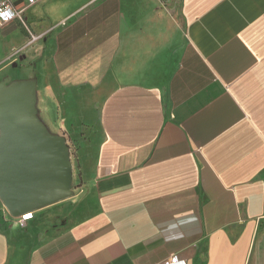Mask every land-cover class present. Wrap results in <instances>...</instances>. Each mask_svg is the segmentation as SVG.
Listing matches in <instances>:
<instances>
[{
    "label": "crops",
    "instance_id": "obj_1",
    "mask_svg": "<svg viewBox=\"0 0 264 264\" xmlns=\"http://www.w3.org/2000/svg\"><path fill=\"white\" fill-rule=\"evenodd\" d=\"M25 17L42 37L0 66L1 93L30 88L27 123L73 140L78 168L23 225L3 213L0 264H264V0H39ZM26 40L1 27L0 58Z\"/></svg>",
    "mask_w": 264,
    "mask_h": 264
},
{
    "label": "water",
    "instance_id": "obj_2",
    "mask_svg": "<svg viewBox=\"0 0 264 264\" xmlns=\"http://www.w3.org/2000/svg\"><path fill=\"white\" fill-rule=\"evenodd\" d=\"M17 93L0 90V199L14 216L65 197L69 179L60 138L27 123L30 88Z\"/></svg>",
    "mask_w": 264,
    "mask_h": 264
},
{
    "label": "built area",
    "instance_id": "obj_3",
    "mask_svg": "<svg viewBox=\"0 0 264 264\" xmlns=\"http://www.w3.org/2000/svg\"><path fill=\"white\" fill-rule=\"evenodd\" d=\"M38 1L39 0H0V28L12 21H15L25 30L27 34V40L23 47L14 48L13 50H11L9 56L12 62L20 58L19 55L22 53L23 48L32 46L36 41H38L42 37L41 33L38 34L31 29L25 17V11L27 10V8L34 5ZM30 214L31 212H28L17 216L18 223L20 225H23L24 220ZM175 263L184 264V261L178 259V256L176 254H173L163 264Z\"/></svg>",
    "mask_w": 264,
    "mask_h": 264
},
{
    "label": "rangeland",
    "instance_id": "obj_4",
    "mask_svg": "<svg viewBox=\"0 0 264 264\" xmlns=\"http://www.w3.org/2000/svg\"><path fill=\"white\" fill-rule=\"evenodd\" d=\"M4 38L5 40H9L11 41L15 36H17V32L10 30L4 31L3 32ZM8 50H5L3 53H1V58H0V66H2L3 64L7 63L9 64L11 67H19L21 66L20 63V58L18 60L15 61H11V58L9 56V54L7 53ZM17 79H9L10 83H12L13 81H15ZM2 80L0 81V90L2 87ZM9 83V84H10ZM33 98L34 95H32V105H33ZM33 107V106H32ZM31 113H33V109L31 111ZM60 140H61V151H62V156L65 160V163L67 164L66 166H68V168L70 169L71 172V179H75L77 177V162H76V143L71 140L70 138H68L67 136L64 135H60L59 136ZM3 213L6 214H10V212L8 211V209L4 206V205H0V217H3Z\"/></svg>",
    "mask_w": 264,
    "mask_h": 264
}]
</instances>
